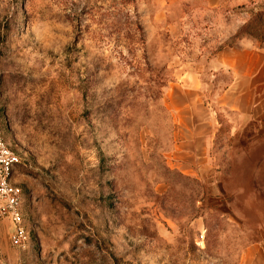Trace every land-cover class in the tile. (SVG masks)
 Wrapping results in <instances>:
<instances>
[{
    "label": "rangeland",
    "instance_id": "1",
    "mask_svg": "<svg viewBox=\"0 0 264 264\" xmlns=\"http://www.w3.org/2000/svg\"><path fill=\"white\" fill-rule=\"evenodd\" d=\"M243 40L264 50V0H0L1 133L28 233L13 261L244 264L264 242V85L244 120L227 73L205 71ZM195 63L201 93H183Z\"/></svg>",
    "mask_w": 264,
    "mask_h": 264
},
{
    "label": "crops",
    "instance_id": "2",
    "mask_svg": "<svg viewBox=\"0 0 264 264\" xmlns=\"http://www.w3.org/2000/svg\"><path fill=\"white\" fill-rule=\"evenodd\" d=\"M200 64L181 66L180 76L182 84L179 90L183 93L192 92L200 94L202 89L201 74L203 67ZM205 71L224 70L229 76L225 94L230 96L226 107L236 113L240 119H247L249 114L248 103L251 104V87L256 80L260 88L264 85V50L243 40L237 45L225 47L215 53L213 57L205 62ZM187 108L181 110L183 117L187 116ZM196 118V115H193ZM198 117V116H197ZM200 126H206V117L197 118ZM181 126H184L182 123ZM187 126H189L187 124ZM201 138L203 133H199ZM198 136V135H196ZM199 137V136H198ZM201 138H199L201 142ZM12 225L6 220H0V254L8 261H13L16 250L10 246L9 237ZM4 255V256H3ZM244 264H264V242L250 246L243 255Z\"/></svg>",
    "mask_w": 264,
    "mask_h": 264
},
{
    "label": "built area",
    "instance_id": "3",
    "mask_svg": "<svg viewBox=\"0 0 264 264\" xmlns=\"http://www.w3.org/2000/svg\"><path fill=\"white\" fill-rule=\"evenodd\" d=\"M18 162L17 154L3 140L0 123V220L6 219L12 225L10 244L18 250H24L28 246V233L20 210L22 190L11 179L13 167ZM0 264L18 262L5 260L0 254Z\"/></svg>",
    "mask_w": 264,
    "mask_h": 264
},
{
    "label": "bare ground",
    "instance_id": "4",
    "mask_svg": "<svg viewBox=\"0 0 264 264\" xmlns=\"http://www.w3.org/2000/svg\"><path fill=\"white\" fill-rule=\"evenodd\" d=\"M4 256V255H3ZM4 259H5V256H4ZM6 260V259H5Z\"/></svg>",
    "mask_w": 264,
    "mask_h": 264
}]
</instances>
